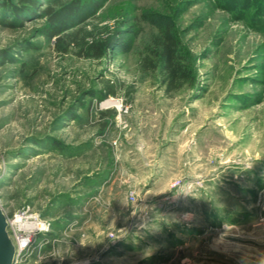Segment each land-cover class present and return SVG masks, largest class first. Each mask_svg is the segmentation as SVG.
Instances as JSON below:
<instances>
[{
    "label": "rangeland",
    "instance_id": "obj_1",
    "mask_svg": "<svg viewBox=\"0 0 264 264\" xmlns=\"http://www.w3.org/2000/svg\"><path fill=\"white\" fill-rule=\"evenodd\" d=\"M97 1L56 42L58 0H0V210L43 228L12 264H264V0Z\"/></svg>",
    "mask_w": 264,
    "mask_h": 264
},
{
    "label": "trees",
    "instance_id": "obj_2",
    "mask_svg": "<svg viewBox=\"0 0 264 264\" xmlns=\"http://www.w3.org/2000/svg\"><path fill=\"white\" fill-rule=\"evenodd\" d=\"M38 0H18V4L22 6H35ZM61 1L66 3L61 4ZM56 8H45L39 12L40 15L47 18L49 38H55L56 42L63 39L71 40L74 34H65L63 38L60 35L66 33L70 29L79 24V15L83 10L95 11L99 7L97 0H58ZM150 24L159 32V37L156 40V51L154 52L156 62L161 68V72L166 76L167 92L176 89L174 84L176 81L186 80V72L179 65V54L176 39L174 37L173 25L166 17L154 16L149 19ZM119 39V38H118ZM109 55L118 53H126L129 51L127 42L117 41L106 44ZM91 50L95 53L98 48L91 46ZM109 95H113L111 89H108Z\"/></svg>",
    "mask_w": 264,
    "mask_h": 264
},
{
    "label": "water",
    "instance_id": "obj_3",
    "mask_svg": "<svg viewBox=\"0 0 264 264\" xmlns=\"http://www.w3.org/2000/svg\"><path fill=\"white\" fill-rule=\"evenodd\" d=\"M7 223L0 210V264H12L14 259V246L7 235Z\"/></svg>",
    "mask_w": 264,
    "mask_h": 264
},
{
    "label": "bare ground",
    "instance_id": "obj_4",
    "mask_svg": "<svg viewBox=\"0 0 264 264\" xmlns=\"http://www.w3.org/2000/svg\"><path fill=\"white\" fill-rule=\"evenodd\" d=\"M19 219V220H17ZM17 220V221H16ZM16 220L14 221L15 224V229L16 231L19 232V237H18V245L20 244H24L25 243V239L24 236H29L31 233L37 231V230H41L42 225L35 221H31V220H23L22 218H16Z\"/></svg>",
    "mask_w": 264,
    "mask_h": 264
},
{
    "label": "built area",
    "instance_id": "obj_5",
    "mask_svg": "<svg viewBox=\"0 0 264 264\" xmlns=\"http://www.w3.org/2000/svg\"><path fill=\"white\" fill-rule=\"evenodd\" d=\"M8 226V225H7ZM33 234L34 233H31L29 236H24V239H25V243L22 245V244H20V245H18V240L19 239H17V244H16V250H15V252H22V251H24V249H27L28 248V246H29V244H30V242H31V240H32V236H33ZM20 236V235H19ZM18 236V237H19ZM15 255H16V253H15Z\"/></svg>",
    "mask_w": 264,
    "mask_h": 264
}]
</instances>
